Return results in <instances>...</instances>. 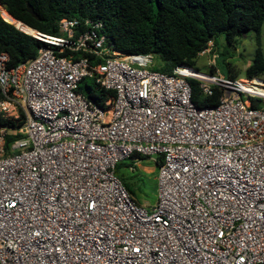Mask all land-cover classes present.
<instances>
[{"label": "built area", "instance_id": "obj_1", "mask_svg": "<svg viewBox=\"0 0 264 264\" xmlns=\"http://www.w3.org/2000/svg\"><path fill=\"white\" fill-rule=\"evenodd\" d=\"M59 30L25 32L47 47L16 67L0 54V115L21 122L10 153L0 126V264H264V80L155 71L90 19ZM191 81L219 104L198 108ZM142 158L157 166L149 209L115 173Z\"/></svg>", "mask_w": 264, "mask_h": 264}, {"label": "trees", "instance_id": "obj_2", "mask_svg": "<svg viewBox=\"0 0 264 264\" xmlns=\"http://www.w3.org/2000/svg\"><path fill=\"white\" fill-rule=\"evenodd\" d=\"M0 5L16 21L45 35H59V23L64 18L100 22L111 48L124 54H153L154 70L165 74L180 66L198 70V56L219 35H224L230 45L254 32L259 48L245 77L264 80V55L260 49L264 0H0ZM28 5L38 18L28 12ZM45 47V43L0 15V54L9 55L10 68L34 59ZM210 72H214L213 67ZM191 86L192 100L198 108L219 104L220 89L214 88L211 96H204L196 81H191ZM80 89L103 109L111 108L114 93L99 88L93 80L85 79ZM0 126L7 129L3 134L4 149L10 153L13 142L21 137L17 130L21 122L0 115ZM128 161L119 163L115 173L140 204L132 178L127 179L123 172Z\"/></svg>", "mask_w": 264, "mask_h": 264}, {"label": "rangeland", "instance_id": "obj_3", "mask_svg": "<svg viewBox=\"0 0 264 264\" xmlns=\"http://www.w3.org/2000/svg\"><path fill=\"white\" fill-rule=\"evenodd\" d=\"M0 7L3 8L1 5ZM0 15L2 17L1 11ZM260 34V49L264 55V25ZM209 48L211 49L209 53L199 55L197 58V69L200 72L210 73L213 67L214 71L218 70L224 77L231 76L239 81L248 80L245 77V71L253 63L259 48L254 32L246 34L230 45L226 42L224 35H219L215 43H209ZM214 55L215 63L210 66ZM131 162H127L128 167L123 172L127 179L132 178L130 180L135 187V196L140 203L138 205L149 209L157 200V166L148 158Z\"/></svg>", "mask_w": 264, "mask_h": 264}, {"label": "bare ground", "instance_id": "obj_4", "mask_svg": "<svg viewBox=\"0 0 264 264\" xmlns=\"http://www.w3.org/2000/svg\"><path fill=\"white\" fill-rule=\"evenodd\" d=\"M0 11L2 14V17L4 18V20L10 24H13L17 27H19L20 29L29 32L30 34H35V31H33L32 29L28 28L27 26L23 25L22 23L16 21L12 16H10L3 8L0 7Z\"/></svg>", "mask_w": 264, "mask_h": 264}, {"label": "water", "instance_id": "obj_5", "mask_svg": "<svg viewBox=\"0 0 264 264\" xmlns=\"http://www.w3.org/2000/svg\"><path fill=\"white\" fill-rule=\"evenodd\" d=\"M28 12H29L33 17L38 18L37 15H36V13L34 12L32 6H30V5H28ZM16 27H17V26H16ZM17 28L20 29L19 27H17ZM20 30H22V29H20ZM22 31H24V30H22ZM24 32H26V31H24ZM211 41H212V39H211Z\"/></svg>", "mask_w": 264, "mask_h": 264}]
</instances>
